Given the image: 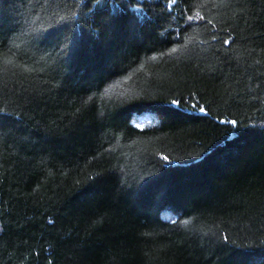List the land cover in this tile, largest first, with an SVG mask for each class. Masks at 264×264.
Here are the masks:
<instances>
[{
    "label": "trees",
    "instance_id": "obj_1",
    "mask_svg": "<svg viewBox=\"0 0 264 264\" xmlns=\"http://www.w3.org/2000/svg\"><path fill=\"white\" fill-rule=\"evenodd\" d=\"M168 3L0 0V264H264V0Z\"/></svg>",
    "mask_w": 264,
    "mask_h": 264
},
{
    "label": "snow or ice",
    "instance_id": "obj_2",
    "mask_svg": "<svg viewBox=\"0 0 264 264\" xmlns=\"http://www.w3.org/2000/svg\"><path fill=\"white\" fill-rule=\"evenodd\" d=\"M175 4H177V0H169V3L166 5V7L171 9V7L173 5H175ZM197 19H203V17L199 13H197L195 16H188L187 17L188 21H195ZM213 38L215 39V37H213ZM223 43L224 44H228V43H230V41L229 40H225ZM172 51H176V49H172ZM171 103L172 104H179V101L173 100V101H171ZM199 111L202 112V113H205L206 109L201 107L199 109ZM0 113H3V110H0ZM10 115L11 114H7V113H4V114L0 115V128H2L4 126L5 122L9 119ZM229 123H231L232 125H236L237 121L233 120V121H230ZM164 159L167 160V157H164ZM225 240H227V237H225Z\"/></svg>",
    "mask_w": 264,
    "mask_h": 264
}]
</instances>
